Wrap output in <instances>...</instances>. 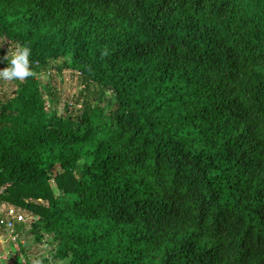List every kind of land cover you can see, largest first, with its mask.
Here are the masks:
<instances>
[{"label":"trees","instance_id":"trees-1","mask_svg":"<svg viewBox=\"0 0 264 264\" xmlns=\"http://www.w3.org/2000/svg\"><path fill=\"white\" fill-rule=\"evenodd\" d=\"M24 46L33 75L0 79L21 264H264V0H0L3 68Z\"/></svg>","mask_w":264,"mask_h":264},{"label":"rangeland","instance_id":"rangeland-1","mask_svg":"<svg viewBox=\"0 0 264 264\" xmlns=\"http://www.w3.org/2000/svg\"><path fill=\"white\" fill-rule=\"evenodd\" d=\"M1 58L0 69H3ZM41 80L42 82L46 83L50 80L49 75H43L41 77ZM7 82L8 81H6L4 85H2V82L0 80V90L3 87V89L8 90L9 85ZM53 83H55L56 88L64 99H72L74 94L77 93L80 89V87L78 86L77 77H74L73 72L69 69L64 70L63 73H61ZM59 112H61V110H59ZM11 210L24 216L25 221H27V231L31 229V223L36 219V217L29 212L18 210L12 205L6 203H0V264H21L23 262L20 247L18 246L16 241L18 234L14 232V227L10 228L5 224H2L1 222L2 220L7 221L11 218L9 216V212ZM16 222L18 221H14V223ZM20 239L23 243L28 241L29 245H32V250L29 252V254L33 258L36 259V257H39L42 254L46 256L50 255L49 247L46 245V242L38 243L35 241L34 236H28V234L27 236L21 235Z\"/></svg>","mask_w":264,"mask_h":264},{"label":"clouds","instance_id":"clouds-1","mask_svg":"<svg viewBox=\"0 0 264 264\" xmlns=\"http://www.w3.org/2000/svg\"><path fill=\"white\" fill-rule=\"evenodd\" d=\"M7 59V57H6ZM8 67L0 69V79L24 80L33 75L30 67V49L26 46L15 50L8 60Z\"/></svg>","mask_w":264,"mask_h":264},{"label":"built area","instance_id":"built-area-1","mask_svg":"<svg viewBox=\"0 0 264 264\" xmlns=\"http://www.w3.org/2000/svg\"><path fill=\"white\" fill-rule=\"evenodd\" d=\"M9 216L11 217L10 219H8L7 221L6 220H2V224H5L6 226L12 228L14 226V221L18 220V221H25V218L22 214L20 213H17L13 210H11L9 212Z\"/></svg>","mask_w":264,"mask_h":264}]
</instances>
